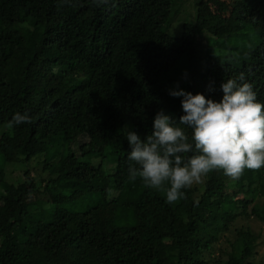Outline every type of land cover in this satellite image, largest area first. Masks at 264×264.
Instances as JSON below:
<instances>
[{
  "label": "trees",
  "instance_id": "obj_1",
  "mask_svg": "<svg viewBox=\"0 0 264 264\" xmlns=\"http://www.w3.org/2000/svg\"><path fill=\"white\" fill-rule=\"evenodd\" d=\"M233 1L223 16L209 0H0V264H264L235 226L264 222V167L235 179L241 199L222 170L171 204L129 177L127 128L146 136L159 110L183 114L168 89L219 100L243 73L264 101V0ZM17 111L31 123L10 126ZM19 163L31 190L7 178Z\"/></svg>",
  "mask_w": 264,
  "mask_h": 264
},
{
  "label": "clouds",
  "instance_id": "obj_2",
  "mask_svg": "<svg viewBox=\"0 0 264 264\" xmlns=\"http://www.w3.org/2000/svg\"><path fill=\"white\" fill-rule=\"evenodd\" d=\"M220 88L223 95L215 100L177 84L168 92L181 98L178 120L161 109L150 134L127 128L128 159L136 164L129 168L130 179L139 177L171 204L212 170L238 179L245 168L264 167V101L257 99L243 73L223 80ZM24 123H31L30 114L17 111L10 126Z\"/></svg>",
  "mask_w": 264,
  "mask_h": 264
},
{
  "label": "rangeland",
  "instance_id": "obj_3",
  "mask_svg": "<svg viewBox=\"0 0 264 264\" xmlns=\"http://www.w3.org/2000/svg\"><path fill=\"white\" fill-rule=\"evenodd\" d=\"M209 5L216 10H213L215 12H218L222 14L223 16H231L234 13V10L232 12V6L235 5L233 0H209ZM188 17L192 19L194 17V13L188 14ZM181 22V18L179 21H176V25L174 27V30L179 27V23ZM173 31V30H172ZM174 33V31H173ZM30 36L33 38H37L36 35H38L35 31H30ZM110 156V155H107ZM109 161V158L105 159V162ZM34 161L30 162V165H33ZM40 166L43 168L44 163L40 162ZM47 166L51 170H56L57 166L55 164L47 163ZM105 167L108 170V172L114 171L115 165L113 163H105ZM6 168V173H7V178L10 182L14 183H24L27 182L28 186L32 185L33 179L32 178H27L24 175L25 169L27 168L25 163H19V164H8L5 166ZM34 172L31 173V176L33 175ZM139 179V177H137ZM206 176L203 177V179L199 183H195L198 188L203 190L204 187V182H205ZM230 180L231 188L229 189L228 193L234 197L235 199L242 198L245 195L241 192V190H238V192L235 190L233 184L235 183V179L228 178ZM262 188H264V184H261ZM31 190V186H30ZM38 197L37 193L35 191L30 192L29 195L26 197L27 201H34ZM87 199L95 205L99 199L95 194H90L87 196ZM258 204L264 203V194H260L257 199L255 200ZM252 208V207H251ZM250 208V209H251ZM58 215H61L63 211L60 209L58 212ZM236 225L237 227H243L244 230H250L251 233L255 234L258 236L257 242H253L252 246L254 247V253L250 257V261H254L256 263L263 262L264 263V222L259 220L255 216H250L247 217L245 215L239 216L238 219L236 220ZM117 224V220L115 219H104L102 226L103 228H109L113 225ZM234 232V229H233ZM240 236V235H239ZM234 238L229 234L226 233V235L221 239L220 243L217 244L214 254L217 256L218 253L220 252L221 249H225L227 252L230 250V240H233Z\"/></svg>",
  "mask_w": 264,
  "mask_h": 264
}]
</instances>
